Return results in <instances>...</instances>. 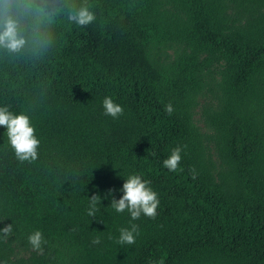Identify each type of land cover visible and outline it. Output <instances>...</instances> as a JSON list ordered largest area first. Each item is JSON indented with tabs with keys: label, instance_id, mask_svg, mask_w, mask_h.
I'll use <instances>...</instances> for the list:
<instances>
[{
	"label": "trees",
	"instance_id": "obj_1",
	"mask_svg": "<svg viewBox=\"0 0 264 264\" xmlns=\"http://www.w3.org/2000/svg\"><path fill=\"white\" fill-rule=\"evenodd\" d=\"M82 7L87 26L69 19ZM9 18L24 43L0 44V107L28 114L41 143L20 163L0 127V261L264 264V0H0V33ZM131 174L157 192L155 219L111 207ZM130 222L136 242L117 244Z\"/></svg>",
	"mask_w": 264,
	"mask_h": 264
},
{
	"label": "clouds",
	"instance_id": "obj_2",
	"mask_svg": "<svg viewBox=\"0 0 264 264\" xmlns=\"http://www.w3.org/2000/svg\"><path fill=\"white\" fill-rule=\"evenodd\" d=\"M78 26H87L95 20V14L89 11L88 7H82L78 13L69 17ZM10 50L19 49L24 41L17 38V26L13 19L6 20L5 28L0 33V44H5ZM102 107L104 114L111 116L113 119H118L124 114V109L121 105L114 102L111 97L106 96L103 99ZM165 111L171 115L174 111L171 103L165 106ZM0 127H4L7 132L8 143L14 151L16 159L20 163H33L38 159V149L41 141L37 138L36 129L32 125L30 116L25 112L16 114L9 110L8 106L0 107ZM184 147H187L186 145ZM182 148L177 146L173 148L171 154L163 160V166L170 172H175L180 166ZM193 179L196 178L195 170L191 169ZM151 181L144 179L139 174H131L125 179L122 188L119 190L123 195L117 200L113 195L114 189L108 191L111 197V207L117 213L127 211L130 214L131 221L138 220L143 214L146 217L155 219L157 208L159 206L158 194L151 186ZM89 199L87 215L95 219L97 204L101 203V196L93 194ZM119 237L115 240L120 245H132L136 242V237L139 235V226L131 223L129 227H121ZM13 233L12 224H8L3 229H0V235L4 239L9 238ZM109 239H112L110 236ZM28 243L32 249L38 253H43L42 245L47 243L43 233L40 230L32 232L28 236ZM93 243H100L99 238ZM0 264H7V261H0ZM163 264V262H161Z\"/></svg>",
	"mask_w": 264,
	"mask_h": 264
},
{
	"label": "rangeland",
	"instance_id": "obj_3",
	"mask_svg": "<svg viewBox=\"0 0 264 264\" xmlns=\"http://www.w3.org/2000/svg\"><path fill=\"white\" fill-rule=\"evenodd\" d=\"M174 52V46L173 44H162L157 46L152 54H153V58L154 60L160 59L162 56H171ZM193 120L194 122L200 126V122L198 119V115H197V111L195 110L194 114H193Z\"/></svg>",
	"mask_w": 264,
	"mask_h": 264
}]
</instances>
